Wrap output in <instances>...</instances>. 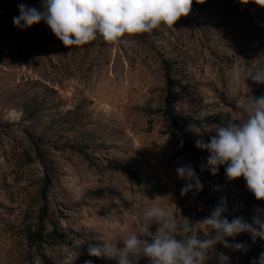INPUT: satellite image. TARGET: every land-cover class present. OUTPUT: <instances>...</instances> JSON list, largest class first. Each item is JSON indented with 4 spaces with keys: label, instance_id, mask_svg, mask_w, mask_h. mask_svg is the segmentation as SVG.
<instances>
[{
    "label": "rangeland",
    "instance_id": "1",
    "mask_svg": "<svg viewBox=\"0 0 264 264\" xmlns=\"http://www.w3.org/2000/svg\"><path fill=\"white\" fill-rule=\"evenodd\" d=\"M209 197L264 231V0H0V264H264Z\"/></svg>",
    "mask_w": 264,
    "mask_h": 264
},
{
    "label": "trees",
    "instance_id": "2",
    "mask_svg": "<svg viewBox=\"0 0 264 264\" xmlns=\"http://www.w3.org/2000/svg\"><path fill=\"white\" fill-rule=\"evenodd\" d=\"M169 79V87L173 86L175 82L172 80L171 76H168ZM166 111L168 114L171 115V117L174 120H177L180 116V114L175 113L173 109L170 107V105H167ZM194 150V152L197 151L195 147H190ZM259 200V195L257 194H249L247 197H244L242 200V204L240 205V208L243 210V213L246 214L248 212V207L251 206L253 203H256ZM209 201L213 208H217L221 214H224L227 218L232 219L234 222H243L241 223L246 230V234L241 237V244L245 245L247 250L254 254L255 256L264 259V231H262L260 228H257L255 226H249L244 223V221H241L240 213L234 212L231 210V203L228 201H219L217 199H214L213 197H209ZM39 230V235H42V231ZM126 257L122 259H118L114 262H111L109 264H144L142 262H138L132 257Z\"/></svg>",
    "mask_w": 264,
    "mask_h": 264
}]
</instances>
